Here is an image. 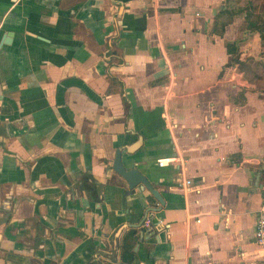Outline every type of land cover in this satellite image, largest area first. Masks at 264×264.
<instances>
[{
    "label": "crops",
    "instance_id": "crops-1",
    "mask_svg": "<svg viewBox=\"0 0 264 264\" xmlns=\"http://www.w3.org/2000/svg\"><path fill=\"white\" fill-rule=\"evenodd\" d=\"M239 5L0 0V264H264V39ZM117 148L165 200L143 239L156 201Z\"/></svg>",
    "mask_w": 264,
    "mask_h": 264
},
{
    "label": "water",
    "instance_id": "water-1",
    "mask_svg": "<svg viewBox=\"0 0 264 264\" xmlns=\"http://www.w3.org/2000/svg\"><path fill=\"white\" fill-rule=\"evenodd\" d=\"M138 142L127 147L126 148L127 152H133ZM112 169L125 180L130 190H133L136 187H139L141 190L145 189L154 198L156 203H158V205H156L155 203L154 206H149L146 209L142 220L138 224L133 225L136 228L139 227L140 238L143 239V234L145 232V230L141 229L143 220L147 216L148 212H159L162 209V207H164L165 200L161 195V193L156 188L153 187L149 179L138 168L136 167L126 168L124 166L122 162V150L120 148H117L115 151L114 159L112 163ZM152 226H154L153 223Z\"/></svg>",
    "mask_w": 264,
    "mask_h": 264
},
{
    "label": "trees",
    "instance_id": "trees-1",
    "mask_svg": "<svg viewBox=\"0 0 264 264\" xmlns=\"http://www.w3.org/2000/svg\"><path fill=\"white\" fill-rule=\"evenodd\" d=\"M247 15V14H246ZM255 29L260 34L261 39H264V28L259 24L254 22ZM228 51L231 53L230 64L238 62V58L236 56V47L235 43L230 44L227 47ZM154 217H152L153 223ZM141 229L144 230L142 227ZM138 232L137 229L131 228L129 229L122 237L120 243V263H131L135 258V253L133 251L134 244L137 240Z\"/></svg>",
    "mask_w": 264,
    "mask_h": 264
},
{
    "label": "built area",
    "instance_id": "built-area-1",
    "mask_svg": "<svg viewBox=\"0 0 264 264\" xmlns=\"http://www.w3.org/2000/svg\"><path fill=\"white\" fill-rule=\"evenodd\" d=\"M170 75H172V73H170ZM163 164H164L163 159L158 161L159 166H162ZM190 184L191 181L189 179H185L182 182V185L184 187H187ZM156 205H158V203H156ZM152 217H154V213L150 212V214L147 215L143 220L142 227L146 229V231L150 230L152 227ZM254 239H255V243L258 245V247L264 254V199L257 210Z\"/></svg>",
    "mask_w": 264,
    "mask_h": 264
},
{
    "label": "rangeland",
    "instance_id": "rangeland-1",
    "mask_svg": "<svg viewBox=\"0 0 264 264\" xmlns=\"http://www.w3.org/2000/svg\"><path fill=\"white\" fill-rule=\"evenodd\" d=\"M248 2V3H246ZM239 3L250 8V18L264 28V0H239Z\"/></svg>",
    "mask_w": 264,
    "mask_h": 264
}]
</instances>
